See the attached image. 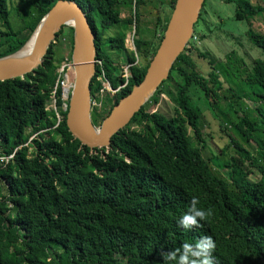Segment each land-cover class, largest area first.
<instances>
[{
  "label": "trees",
  "instance_id": "1",
  "mask_svg": "<svg viewBox=\"0 0 264 264\" xmlns=\"http://www.w3.org/2000/svg\"><path fill=\"white\" fill-rule=\"evenodd\" d=\"M8 1L0 0V57L18 51L58 0H18L21 10L14 9H19L21 26L16 30ZM74 1L97 32L92 98L106 82L120 87L108 115L144 79L160 43L138 65L136 53L125 46L133 21L120 16L123 1ZM175 2L170 0L172 11ZM140 3L145 0H136L135 7ZM261 12L248 0L236 1L238 20L251 23ZM113 25L119 27L116 34L103 38ZM246 35L261 50L249 67L232 55L225 64L210 58L215 65L205 77L189 66L185 51L149 102L166 93L174 115L150 112L148 103L103 148L82 144L66 123L63 106L68 101L63 100L59 69L72 58L71 26L62 28L33 72L0 81V157L13 155L0 160V185L6 190L0 197V264H162L161 250L206 235L216 242L215 264H264V32L250 25ZM65 39L70 40L68 54L62 48ZM105 40L128 55L120 75ZM134 45L140 51L142 40L135 38ZM221 75L236 87H225ZM193 87L220 118L221 131L228 134L232 125L246 145L228 135V145L205 154ZM246 98L256 106H246ZM53 100L55 108L49 106ZM97 119L93 115L95 125ZM255 170L259 177L252 180ZM193 196L210 215L199 227L183 229L176 221Z\"/></svg>",
  "mask_w": 264,
  "mask_h": 264
},
{
  "label": "water",
  "instance_id": "2",
  "mask_svg": "<svg viewBox=\"0 0 264 264\" xmlns=\"http://www.w3.org/2000/svg\"><path fill=\"white\" fill-rule=\"evenodd\" d=\"M206 0H176L159 47L150 60L144 79L112 107L95 126L92 120L91 85L96 75L97 35L87 11L74 0H58L29 38L34 44L28 56L16 52L0 57V81L23 77L38 68L64 26L74 30L73 84L67 109L72 135L89 148H103L129 124L149 98L169 79L174 63L185 52Z\"/></svg>",
  "mask_w": 264,
  "mask_h": 264
},
{
  "label": "rangeland",
  "instance_id": "3",
  "mask_svg": "<svg viewBox=\"0 0 264 264\" xmlns=\"http://www.w3.org/2000/svg\"><path fill=\"white\" fill-rule=\"evenodd\" d=\"M121 1L123 2L120 6V16L123 20L129 18L133 21L131 28L126 32V49L136 53V64L144 65L148 58L145 55L149 54V56H151L150 53L153 48L160 43L164 32L163 26L171 17L172 8L170 7V0H165V5H162L159 0H145V3H140L137 8L135 7L136 0ZM236 1L237 0H206L200 13L201 19L199 18V22H197L198 24L195 26L193 37L187 44L184 54L189 66H196L198 71L205 77H208L209 72L212 71L215 65L211 64L210 58H215L218 60L219 64H225L227 56L232 55L234 59L240 57L243 61V66L249 67L255 58L261 56V50L248 41L246 32L250 25L254 30L264 32V0H248L253 5L263 8V12L251 18V23L235 18ZM8 4L11 8L10 19L13 28L16 30L21 26V19L18 14L19 9L15 10L14 8H20L21 10L22 5L18 0H9ZM118 30L119 27L113 25L108 29L103 38L107 39L110 36H114ZM135 38L142 40L140 51H138L134 45L133 39ZM69 41L67 42V39L61 40L63 51L66 54L69 53ZM105 50L113 58L116 65H119L117 75H120L122 70H124V60L127 59L126 57H128V55L119 51V49L108 46L106 40ZM203 54H209V57H204ZM68 78L70 83H73L74 76L72 70L69 72ZM232 78L233 80H237L235 77ZM221 80L225 87H236L235 82H231L224 75H221ZM171 89L173 88L171 87ZM258 90L260 89L258 88ZM109 92H100L96 96V101L92 108V119L93 115L98 118V123L96 125L94 124L95 126H98L107 115L114 102V92ZM190 94L201 111L200 128L208 146L205 154L211 155L212 152H218L219 149L228 145L230 142L228 135H233L235 137L236 144L241 146L246 145L245 139L235 134L232 125L228 127V134L221 131L222 123L220 118L209 106L203 92L199 88L193 87ZM150 98L146 104L150 102ZM149 104L150 107H148V111L150 112H159L167 117H172L174 115L173 101L166 93H161L156 102ZM245 105L250 108L256 106L255 103L247 98L245 100ZM49 106L55 108L54 100ZM27 132L29 133L30 129H28ZM255 154L257 155V153ZM263 162V160L260 161V163ZM254 172L255 173L250 175V178L252 180H257L259 173L256 170ZM5 192L6 190L4 187L0 185V197Z\"/></svg>",
  "mask_w": 264,
  "mask_h": 264
},
{
  "label": "clouds",
  "instance_id": "4",
  "mask_svg": "<svg viewBox=\"0 0 264 264\" xmlns=\"http://www.w3.org/2000/svg\"><path fill=\"white\" fill-rule=\"evenodd\" d=\"M198 200L193 196L186 211L177 219L178 227L191 229L199 227L201 221H205L210 215L205 209L197 206ZM216 250V242L212 236H201L194 243H181L179 248L168 251L161 250L162 264H215L213 253Z\"/></svg>",
  "mask_w": 264,
  "mask_h": 264
},
{
  "label": "built area",
  "instance_id": "5",
  "mask_svg": "<svg viewBox=\"0 0 264 264\" xmlns=\"http://www.w3.org/2000/svg\"><path fill=\"white\" fill-rule=\"evenodd\" d=\"M133 42H134V39H133ZM98 62V61H97ZM96 62V63H97ZM99 63H100V61H99ZM73 71V60H72V58L70 59V58H66L65 60H64V62L61 64V67H60V69H59V73H60V78H61V80L59 81V83H60V85H61V87H62V89H63V100L64 101H68L69 102V96H70V92H71V88H72V82L70 83V81H69V78H68V74H69V72L70 71ZM69 83H70V85H69ZM120 88V87H119ZM119 88H117V89H114V88H112V86H111V84H110V82H106L105 84H104V89L103 90H101V92H104V91H112V92H116V91H118L119 90ZM65 98V99H64ZM96 98H91V106H92V108H93V106H94V102L96 101L95 100ZM54 104H55V100H54ZM63 108H64V110H66L67 111V109H68V104L67 103H64V106H63ZM57 117H58V122L60 123V121H61V118H60V116H59V114L57 113ZM13 157V155H10V156H2V157H0V160L1 161H3V162H6V161H8L10 158H12Z\"/></svg>",
  "mask_w": 264,
  "mask_h": 264
},
{
  "label": "bare ground",
  "instance_id": "6",
  "mask_svg": "<svg viewBox=\"0 0 264 264\" xmlns=\"http://www.w3.org/2000/svg\"><path fill=\"white\" fill-rule=\"evenodd\" d=\"M34 44V38L28 40L27 44H25V47L21 51V56H28L30 50L32 49Z\"/></svg>",
  "mask_w": 264,
  "mask_h": 264
},
{
  "label": "flooded vegetation",
  "instance_id": "7",
  "mask_svg": "<svg viewBox=\"0 0 264 264\" xmlns=\"http://www.w3.org/2000/svg\"><path fill=\"white\" fill-rule=\"evenodd\" d=\"M96 35H97V32H96ZM97 39V38H96ZM108 46H110V45H108ZM104 48H105V46H104ZM107 52V51H106Z\"/></svg>",
  "mask_w": 264,
  "mask_h": 264
}]
</instances>
